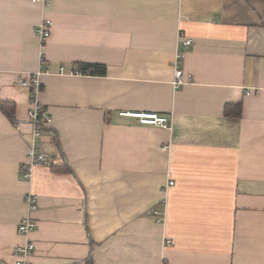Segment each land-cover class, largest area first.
Returning a JSON list of instances; mask_svg holds the SVG:
<instances>
[{
  "label": "crops",
  "instance_id": "0c3cea01",
  "mask_svg": "<svg viewBox=\"0 0 264 264\" xmlns=\"http://www.w3.org/2000/svg\"><path fill=\"white\" fill-rule=\"evenodd\" d=\"M180 34L192 45L175 87ZM42 52L51 160L28 181L20 83ZM27 192L31 264H264V0H0V264L26 240Z\"/></svg>",
  "mask_w": 264,
  "mask_h": 264
},
{
  "label": "built area",
  "instance_id": "2783aa9c",
  "mask_svg": "<svg viewBox=\"0 0 264 264\" xmlns=\"http://www.w3.org/2000/svg\"><path fill=\"white\" fill-rule=\"evenodd\" d=\"M35 3H39L43 8L50 6L53 0H32ZM53 22L48 18H43L40 23L36 26L35 32L38 36L42 46L47 42L51 36ZM180 45L177 49V56L175 62V78L173 84L175 87H180L186 81L184 80L183 70L181 68V63L186 55V51L192 45V39L184 37L180 34ZM44 49V48H42ZM44 52L40 55V67L38 70L23 76L21 80V86L25 87L29 91L30 97V120L33 124L32 137L28 148V161L21 166V178L24 180L32 181L34 178L35 170L40 165L49 164L51 158L46 155L41 148V136L43 132L44 124L43 119L50 121V116L48 110L40 102L39 95L43 90V84L40 79V75L44 70ZM249 93V92H247ZM122 115L133 116L139 119L143 124L169 127V120L160 116L154 112H135V111H123ZM167 148V147H164ZM174 182H170L173 184ZM24 202L26 203L29 213L21 219L18 224L17 231L20 235L26 238L25 242L20 244L15 251L16 264H31L30 258L35 252V243L30 240V235L37 229V221L32 216V213L38 208V197L33 192H27L24 194ZM154 215L157 217L158 221L163 219L162 213L158 210L154 211ZM172 240L166 239L164 242L165 246H170Z\"/></svg>",
  "mask_w": 264,
  "mask_h": 264
},
{
  "label": "trees",
  "instance_id": "16d2710c",
  "mask_svg": "<svg viewBox=\"0 0 264 264\" xmlns=\"http://www.w3.org/2000/svg\"><path fill=\"white\" fill-rule=\"evenodd\" d=\"M78 66H80L83 71H86L87 69H90L93 73H97V72L100 71V68H98V65L97 64L96 65H92V64H83V63H81V64H78ZM100 66L102 67V65H100ZM102 69H104V68H102ZM2 108L4 110H6L5 109V105L3 103H2Z\"/></svg>",
  "mask_w": 264,
  "mask_h": 264
}]
</instances>
